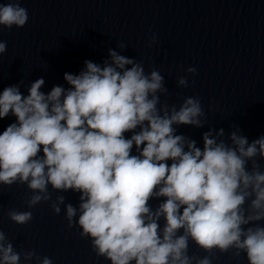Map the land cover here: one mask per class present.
Instances as JSON below:
<instances>
[{"label": "clouds", "instance_id": "9594fccd", "mask_svg": "<svg viewBox=\"0 0 264 264\" xmlns=\"http://www.w3.org/2000/svg\"><path fill=\"white\" fill-rule=\"evenodd\" d=\"M28 19L19 0L0 4L3 28ZM157 40L153 33L149 46ZM6 51L0 41V55ZM108 57L65 73L67 88L45 93L38 78L27 95L23 81L0 92V119L16 118L0 133V191L26 186L27 209L48 203L63 211L67 227L110 264H214L225 254L236 264L242 257L264 264V135L249 141L236 125L227 135L209 128L198 146L178 128L207 124L200 97L162 100L169 90L159 70L146 72L144 61L111 48ZM185 71L197 75L195 67ZM188 84L176 78L178 88ZM69 191L79 194L77 205L66 203ZM7 216L20 226L33 219L16 208ZM22 260L53 264L34 249L17 250L0 230V264Z\"/></svg>", "mask_w": 264, "mask_h": 264}]
</instances>
